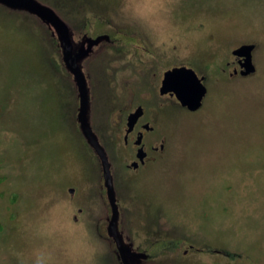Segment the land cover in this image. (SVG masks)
I'll use <instances>...</instances> for the list:
<instances>
[{
  "label": "rangeland",
  "instance_id": "rangeland-1",
  "mask_svg": "<svg viewBox=\"0 0 264 264\" xmlns=\"http://www.w3.org/2000/svg\"><path fill=\"white\" fill-rule=\"evenodd\" d=\"M37 1L74 44L104 32L83 27L85 17L112 19L148 57L167 51L208 76L197 112L161 113L155 134L167 137V155L116 187L121 238L146 256L133 264H264V0ZM247 44L256 72L233 75L232 53ZM73 83L54 29L0 5V264H121ZM101 101L106 90L89 120L112 161Z\"/></svg>",
  "mask_w": 264,
  "mask_h": 264
},
{
  "label": "flooded vegetation",
  "instance_id": "flooded-vegetation-1",
  "mask_svg": "<svg viewBox=\"0 0 264 264\" xmlns=\"http://www.w3.org/2000/svg\"><path fill=\"white\" fill-rule=\"evenodd\" d=\"M1 6L4 7L3 5ZM90 20H86L85 17L82 26H86L89 29L90 23H93L103 27L104 32L95 34L90 38L83 37L78 44H75V47L77 49V45L82 42L86 44L100 39L99 43L92 48V53L80 62V67L88 84L89 109L92 99L98 95V92L99 94H102V90L107 92V104L106 102H101L103 115H109L108 119L111 123L112 130L110 131L111 133L109 132V138L112 145V161L106 149L104 150L110 161L114 192L119 213L121 214L120 199L118 198L116 187L120 188L121 184L123 186V183L129 181L131 176L128 174L139 175L143 173L150 165H154L168 153L167 137L164 134H155L157 131L156 123L162 120L161 113L165 112V115H167V113L173 112L178 108L188 110L181 106L174 93L162 94L161 88L165 74L179 68L191 69L200 79H204V85L208 80V76L206 74L200 75L195 68L188 64L189 62H183L178 56L173 59L174 61H169L171 55L167 51L159 53L154 58L148 57L150 53L147 52V48H141L132 41L131 36L124 34V32H119V25H116L112 19L103 18L100 20L93 18V20ZM236 63L238 67L234 69L235 75L241 71L240 60L236 59ZM225 64L218 68L223 74L230 68L229 62ZM159 68L162 71L155 75L153 79L152 70H158ZM204 69L206 73H209L214 67L209 63ZM92 71L96 76L93 82L95 83L97 79L96 85L94 83L92 85ZM72 85V96L75 100V119L80 130L78 114L81 98L76 84L73 83ZM101 97L103 96L101 95ZM106 107L108 111L104 113ZM138 111H141L140 117L129 132V119ZM126 155L127 158L125 157ZM95 171L100 184L101 197L105 201L107 199V191L103 182L101 167L97 162H95ZM108 240L112 242V240ZM161 246L165 247L167 244L155 245L150 247L149 250L156 247L160 249ZM147 260L149 262V257Z\"/></svg>",
  "mask_w": 264,
  "mask_h": 264
},
{
  "label": "water",
  "instance_id": "water-1",
  "mask_svg": "<svg viewBox=\"0 0 264 264\" xmlns=\"http://www.w3.org/2000/svg\"><path fill=\"white\" fill-rule=\"evenodd\" d=\"M0 4L12 10H22L30 13L41 20L44 24L53 28L57 34L63 53L65 68L73 77L81 98L78 121L85 138L93 148L102 166L107 198L112 212L108 226V234L116 244L117 252L122 264H133L134 259H144L146 256L134 251L130 246L126 245L121 238L118 227L120 213L113 187L110 170L111 165L107 154L94 135L89 123L88 84L85 74L80 67V62L92 53V48L99 43L100 39L90 41L86 44L85 42H82L77 45L76 49L72 40L70 27L50 7L45 6L36 0H0ZM255 49V45H243L233 52V56L240 59V65L242 68L240 74L242 77H249L256 72V67L253 63V52ZM203 80L204 79H199L196 73L191 69H174L165 74L161 92L162 94L174 93L183 107L191 112H197L202 107L203 99L207 94V89L202 83ZM140 112L141 111H138L130 117L129 132L140 117ZM214 253L220 252L214 251Z\"/></svg>",
  "mask_w": 264,
  "mask_h": 264
},
{
  "label": "trees",
  "instance_id": "trees-1",
  "mask_svg": "<svg viewBox=\"0 0 264 264\" xmlns=\"http://www.w3.org/2000/svg\"><path fill=\"white\" fill-rule=\"evenodd\" d=\"M63 5H64L63 0H61V1H60V6H63ZM226 253H227V255H228L229 257H231V258L236 257V255H234V254H232V253H230V252H226Z\"/></svg>",
  "mask_w": 264,
  "mask_h": 264
}]
</instances>
